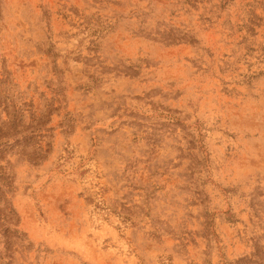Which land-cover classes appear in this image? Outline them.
<instances>
[{"label":"rangeland","instance_id":"rangeland-1","mask_svg":"<svg viewBox=\"0 0 264 264\" xmlns=\"http://www.w3.org/2000/svg\"><path fill=\"white\" fill-rule=\"evenodd\" d=\"M0 264H264V0H0Z\"/></svg>","mask_w":264,"mask_h":264}]
</instances>
